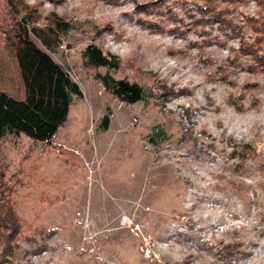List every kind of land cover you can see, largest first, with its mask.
<instances>
[{
  "label": "rangeland",
  "instance_id": "374dc122",
  "mask_svg": "<svg viewBox=\"0 0 264 264\" xmlns=\"http://www.w3.org/2000/svg\"><path fill=\"white\" fill-rule=\"evenodd\" d=\"M151 1L19 0L17 18L27 7L39 25L70 24L49 53L82 95L51 143L0 146L23 222L0 264H264V70L205 22V0ZM220 7L253 42L242 17L259 5ZM91 43L119 57L111 73L140 84V101H119L95 77L105 69L84 65Z\"/></svg>",
  "mask_w": 264,
  "mask_h": 264
},
{
  "label": "trees",
  "instance_id": "16d2710c",
  "mask_svg": "<svg viewBox=\"0 0 264 264\" xmlns=\"http://www.w3.org/2000/svg\"><path fill=\"white\" fill-rule=\"evenodd\" d=\"M162 0H154L149 6H157ZM243 0H205L200 12L205 22L227 26L234 37H238L239 50L252 57L264 70V0H254L262 10L256 17L244 15L246 25L255 38L253 42L243 40V26L227 17L228 11L221 3H240ZM19 0H7L12 26L5 30L3 12H0V146L8 137L24 135L33 144H49L61 125L67 120L73 97H81L78 84L68 72L56 62L49 51L55 50L70 31V24L62 19H49L39 25V15L23 8ZM37 37L45 49L31 37ZM86 67L103 68L95 77L119 101L131 104L143 97V87L126 78H116L111 71L119 67V57L104 53L96 44H88L81 52ZM8 61V62H7ZM107 114L101 118L103 130L108 128ZM14 175L18 178L19 171ZM1 180V178H0ZM12 187L0 183V247L1 253L9 252L20 235L23 222L10 200ZM9 249V250H8ZM228 251V250H227ZM228 253V252H227Z\"/></svg>",
  "mask_w": 264,
  "mask_h": 264
},
{
  "label": "built area",
  "instance_id": "2783aa9c",
  "mask_svg": "<svg viewBox=\"0 0 264 264\" xmlns=\"http://www.w3.org/2000/svg\"><path fill=\"white\" fill-rule=\"evenodd\" d=\"M39 145V147L41 146V145H44V143H40V144H38Z\"/></svg>",
  "mask_w": 264,
  "mask_h": 264
},
{
  "label": "clouds",
  "instance_id": "9594fccd",
  "mask_svg": "<svg viewBox=\"0 0 264 264\" xmlns=\"http://www.w3.org/2000/svg\"><path fill=\"white\" fill-rule=\"evenodd\" d=\"M30 2H32V0H30Z\"/></svg>",
  "mask_w": 264,
  "mask_h": 264
}]
</instances>
